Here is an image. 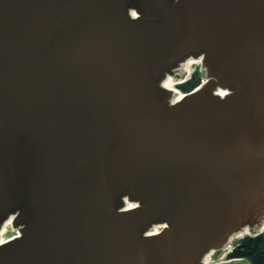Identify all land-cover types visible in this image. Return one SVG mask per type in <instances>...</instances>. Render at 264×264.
I'll use <instances>...</instances> for the list:
<instances>
[{
	"label": "water",
	"instance_id": "water-1",
	"mask_svg": "<svg viewBox=\"0 0 264 264\" xmlns=\"http://www.w3.org/2000/svg\"><path fill=\"white\" fill-rule=\"evenodd\" d=\"M189 58L207 81L172 103ZM10 218L0 264H202L258 228L264 0H0Z\"/></svg>",
	"mask_w": 264,
	"mask_h": 264
},
{
	"label": "trees",
	"instance_id": "trees-1",
	"mask_svg": "<svg viewBox=\"0 0 264 264\" xmlns=\"http://www.w3.org/2000/svg\"><path fill=\"white\" fill-rule=\"evenodd\" d=\"M200 80L197 74L194 75V77L186 82L185 84L181 85V89L184 92H188L192 90L194 87H196L199 84ZM252 244V237H245L239 246L235 248L233 253H231L230 258L235 257H243L250 261V247ZM261 249L264 250V247L262 246ZM264 251H258L257 258L254 257L253 261L254 264H264Z\"/></svg>",
	"mask_w": 264,
	"mask_h": 264
},
{
	"label": "bare ground",
	"instance_id": "bare-ground-1",
	"mask_svg": "<svg viewBox=\"0 0 264 264\" xmlns=\"http://www.w3.org/2000/svg\"><path fill=\"white\" fill-rule=\"evenodd\" d=\"M198 61H199L198 59L195 60V59L191 58V59H187L183 64H180L179 75L184 74V72L186 70H189L190 67H195L197 65ZM176 79H178V77H174V75H169L163 80V83H162V86L165 89L169 90L171 92V95H174L177 92L176 83H175ZM179 98H180V96L176 97L175 100H178ZM10 225H12V219L11 218L9 220L7 219L4 222V224L2 225V228L0 229V242H3L6 240L5 234H6V231L8 230V227Z\"/></svg>",
	"mask_w": 264,
	"mask_h": 264
},
{
	"label": "flooded vegetation",
	"instance_id": "flooded-vegetation-1",
	"mask_svg": "<svg viewBox=\"0 0 264 264\" xmlns=\"http://www.w3.org/2000/svg\"><path fill=\"white\" fill-rule=\"evenodd\" d=\"M264 226V220H262L260 226L256 229L252 230L251 237H252V244L250 247V261L246 258H243L245 261H249L250 264H254V257L257 258L258 251H264L261 247H264V231H260V229ZM240 245V244H239ZM264 259V257H263Z\"/></svg>",
	"mask_w": 264,
	"mask_h": 264
},
{
	"label": "rangeland",
	"instance_id": "rangeland-1",
	"mask_svg": "<svg viewBox=\"0 0 264 264\" xmlns=\"http://www.w3.org/2000/svg\"><path fill=\"white\" fill-rule=\"evenodd\" d=\"M197 67V66H196ZM196 67H193L192 69H191V71H194L195 70V68ZM198 70V69H197ZM186 76V72L184 73V74H180L179 75V77H178V79H176V88H178L177 87V82H179L180 80H181V78H183V77H185ZM176 77V76H175ZM19 233V229H17V228H15V227H13L12 225H10L9 227H8V230L6 231V234H5V237L7 238V239H9V238H11V237H13L14 235H17Z\"/></svg>",
	"mask_w": 264,
	"mask_h": 264
},
{
	"label": "built area",
	"instance_id": "built-area-1",
	"mask_svg": "<svg viewBox=\"0 0 264 264\" xmlns=\"http://www.w3.org/2000/svg\"><path fill=\"white\" fill-rule=\"evenodd\" d=\"M191 72H192V71H191L190 69L187 71L188 76L191 74ZM188 76H186L184 79H182L181 82H182V81H185V80L188 78ZM227 253H228V252H227ZM227 253H225V254L223 255V257H224Z\"/></svg>",
	"mask_w": 264,
	"mask_h": 264
}]
</instances>
